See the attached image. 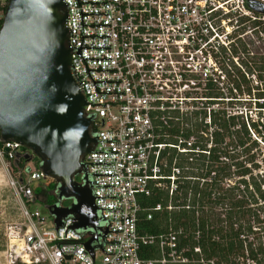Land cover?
<instances>
[{
  "label": "built area",
  "instance_id": "obj_1",
  "mask_svg": "<svg viewBox=\"0 0 264 264\" xmlns=\"http://www.w3.org/2000/svg\"><path fill=\"white\" fill-rule=\"evenodd\" d=\"M63 1L72 70L96 136L83 162L100 228L75 227L71 214L56 225L47 210L23 202L25 228L5 251L22 264H264L243 257L219 262L202 256L198 246L186 254L172 227L159 233L137 229L140 211L149 219L156 210L172 208L161 202L142 207L139 195H149L154 187L169 195L177 189L182 170L175 161L168 164L167 154L172 148L194 150V137L159 140L169 133L159 131L158 124L198 109L200 85L220 84L219 72L224 79L218 62L221 51L230 50V16L237 11L231 0ZM17 151H25L17 142L0 145L6 161ZM16 172L15 190L21 198H33L31 183L42 177L40 169L24 162ZM95 233L91 253L85 242Z\"/></svg>",
  "mask_w": 264,
  "mask_h": 264
},
{
  "label": "trees",
  "instance_id": "obj_2",
  "mask_svg": "<svg viewBox=\"0 0 264 264\" xmlns=\"http://www.w3.org/2000/svg\"><path fill=\"white\" fill-rule=\"evenodd\" d=\"M6 1L0 2V24ZM243 1L254 17L240 14L236 17L237 23L248 21L256 34L260 32L264 36V10H257L256 0ZM236 35H231L230 57L239 51L238 43L241 41ZM241 61L240 66H245L243 70L233 61L228 67L222 66L231 91L228 101L241 100L237 97L247 95L249 106L253 103L257 108V118L246 110H226L213 106L209 110L199 107L190 113H178L177 120H171V124H158L159 131L169 133L166 137L161 135L159 140L174 141L177 137L193 136L194 150L179 152L172 148L167 154L168 164L175 161L182 170L178 187L171 195L167 189L158 187H154L149 195H139L142 207L156 202L172 205L171 209L163 207L154 211L149 219L145 211H140L137 220L139 232L159 233L172 227L178 231L179 245L187 248L186 254L198 246L202 256L224 263L234 262L241 257L264 260V234L262 240L254 241L258 235V230L253 229L254 223L262 221L259 208L251 206L256 199L253 194L250 193V198L245 192H250L248 186H251L264 200V190L261 189L264 176L257 179L252 174V170L258 166L256 156L259 141L264 143V122L260 120V112L264 109V53L254 60V67L247 61ZM247 74L253 75L254 79ZM205 87L203 96L207 97L206 103L222 100L223 92L219 84L207 82ZM39 162L34 156L35 167ZM10 164L14 171L18 170L12 161ZM166 170L169 172L170 167ZM234 178L236 180L232 181ZM57 185L53 179L47 184L34 181L31 183L33 198L22 197V200L28 206L32 199L46 201L48 186L52 187L53 193ZM146 254L149 252L145 251L143 255Z\"/></svg>",
  "mask_w": 264,
  "mask_h": 264
},
{
  "label": "water",
  "instance_id": "obj_3",
  "mask_svg": "<svg viewBox=\"0 0 264 264\" xmlns=\"http://www.w3.org/2000/svg\"><path fill=\"white\" fill-rule=\"evenodd\" d=\"M66 17L63 0L6 1L0 24V141L25 148L15 153V167L21 159L37 157L42 177L58 183L53 194L74 198L70 206L44 204L56 225L71 214L75 227L95 229L101 218L83 159L94 148L96 136L72 70ZM80 172L83 184L74 180ZM97 235L85 242L91 253Z\"/></svg>",
  "mask_w": 264,
  "mask_h": 264
},
{
  "label": "rangeland",
  "instance_id": "obj_4",
  "mask_svg": "<svg viewBox=\"0 0 264 264\" xmlns=\"http://www.w3.org/2000/svg\"><path fill=\"white\" fill-rule=\"evenodd\" d=\"M257 2V10L262 11L264 10V0H256ZM2 3L3 0H0ZM232 8H237V11L242 10V12L254 17L252 12L246 7L242 6L241 0H231ZM232 12L230 16L231 20V35L232 33H236V37L240 38L239 44V51L237 54L230 57L228 49H226V52L219 54V69L223 70V65H231V61H233L236 65L240 66V63H242L241 60L249 62L251 66L254 67V60L258 58V56L262 53H264V36L262 33H255L250 26V23L248 21H245L243 23L238 24L236 21V17L238 16V13ZM264 17V15L262 16ZM261 17V18H262ZM238 26V28H237ZM233 29H235V32H233ZM232 40V38H231ZM237 43V42H236ZM241 69L243 70L245 66L241 64ZM222 74L219 72L220 76V84L219 86L222 87L223 96L220 98L222 100H218V102L214 103H206L205 97L203 96V92H205V89L203 87V83L200 85L199 88V99L198 105L199 107H210L213 106L216 107H222L226 108V110H235V111H247L248 114L253 117L257 118L258 112L257 108L254 106L253 103L249 106V101L246 100L248 97L247 95L241 94L239 99L241 100H230L228 101L231 91L229 89V84L227 82V78L224 77L222 79ZM248 77H252L254 79V76L251 74H247ZM227 95V96H226ZM207 104V105H206ZM249 106V107H248ZM208 110V109H206ZM261 118L260 120H263L264 122V109L260 112ZM253 136V134H252ZM256 162L258 166L252 170V174L258 178H261V175L264 176V143L262 141H259V149L256 156ZM28 165L31 167H34L33 159L28 161ZM17 175V172L12 169V166L9 161L4 160L0 156V264H22V261L19 259V257H14V254H9V251H5V248L13 244V239L17 234H21L25 228V224L23 223V217L20 214V206L23 204V200L20 197V195L17 193L13 186V181L15 180ZM248 179V177H247ZM51 178H43L41 177L38 180H35V183L42 182L43 184H47ZM236 180L235 178L232 179ZM48 186L47 190V200L42 201L40 199H37L35 202H32L29 207H35L43 210L44 213L46 212V209L44 208L45 203H52L57 197L55 194L51 192L52 187ZM250 192L246 190V194L250 193L253 194L256 201H252L251 206L253 208L258 207L259 208V216L260 221L259 223H254L256 230H258L257 238L254 240L255 242L263 239L264 234V218L262 216L264 215V200H262L261 195L254 191V189L251 188V186H248ZM261 189L264 190V185H261ZM71 203V200L69 198H66L64 200V204L68 205ZM28 206V205H27ZM48 214V213H47ZM262 218V219H261ZM51 223V220H48L47 224L49 225ZM253 235V234H252ZM251 235V236H252ZM253 237V236H252ZM96 257L99 260L101 258L100 251H97Z\"/></svg>",
  "mask_w": 264,
  "mask_h": 264
},
{
  "label": "flooded vegetation",
  "instance_id": "obj_5",
  "mask_svg": "<svg viewBox=\"0 0 264 264\" xmlns=\"http://www.w3.org/2000/svg\"><path fill=\"white\" fill-rule=\"evenodd\" d=\"M23 164H24V161H23V160H20V163H19L20 166H19V168H17V169L22 168ZM83 176H84V173H83V172L77 173V174L74 176V180H75L77 183L81 184L82 179H83ZM66 198H69V199L71 200V203L74 201V198H73V197H61V198L57 197L56 201H53L52 203H59V204H61V205H65V204H64V200H65ZM71 203H70V204H71ZM68 205H69V204H68Z\"/></svg>",
  "mask_w": 264,
  "mask_h": 264
}]
</instances>
